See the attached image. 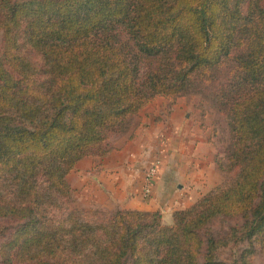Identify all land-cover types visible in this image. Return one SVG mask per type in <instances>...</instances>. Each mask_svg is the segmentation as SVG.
<instances>
[{
    "label": "trees",
    "instance_id": "trees-1",
    "mask_svg": "<svg viewBox=\"0 0 264 264\" xmlns=\"http://www.w3.org/2000/svg\"><path fill=\"white\" fill-rule=\"evenodd\" d=\"M0 33V264H226L240 244L237 264L264 258V0H0ZM191 95L230 119L228 179L170 225L80 209L77 164ZM220 220L241 223L217 237Z\"/></svg>",
    "mask_w": 264,
    "mask_h": 264
},
{
    "label": "crops",
    "instance_id": "crops-1",
    "mask_svg": "<svg viewBox=\"0 0 264 264\" xmlns=\"http://www.w3.org/2000/svg\"><path fill=\"white\" fill-rule=\"evenodd\" d=\"M151 106L134 118L127 134L111 137L107 156L84 158L69 174L80 209L160 212L172 224L175 211L191 207L228 179L218 166L230 146L221 114L203 115L193 103L179 100L157 112ZM156 157L162 161L160 178L146 199L145 174Z\"/></svg>",
    "mask_w": 264,
    "mask_h": 264
},
{
    "label": "rangeland",
    "instance_id": "rangeland-1",
    "mask_svg": "<svg viewBox=\"0 0 264 264\" xmlns=\"http://www.w3.org/2000/svg\"><path fill=\"white\" fill-rule=\"evenodd\" d=\"M0 46H2V34L0 33ZM33 61L34 62H39V58L37 56H33ZM180 102H188V103H193V105H195L200 111L201 113L204 115V113H208V110H214L217 113H219L214 106L212 105L211 102L203 100L200 96L198 95H191L188 97H184V98H179L178 99ZM178 100L173 103L172 101H169L165 98H159L158 100H156L152 106L150 108H152L155 111L152 112H157L159 110L162 109H168L171 106H174L177 104ZM221 114L222 117H220L219 115ZM218 118L220 117V120L224 123V136H225V142L230 143V147H231V126H230V119L229 117H227L226 115L219 113ZM228 149V150H229ZM229 176H227L228 178ZM76 200V199H75ZM100 212H104V213H108L111 214L109 212L106 211H101V210H97ZM164 219V217H163ZM173 222V221H172ZM3 226L5 227H9L11 228L12 226L15 225V223H11V222H2ZM164 223L167 224V222ZM240 221H225V220H220L215 222L212 225V232L215 236H224L227 233H229L230 229L232 227H236L240 224ZM170 225V224H167ZM6 241V237H3L2 235L0 236V246ZM247 248L246 244H240V245H236V246H232L229 249L226 250H222L219 253V259L223 262H225L226 264H237L239 262V256L241 254V252ZM252 264H264V258L261 256V254L257 253L255 255V257L253 258V263Z\"/></svg>",
    "mask_w": 264,
    "mask_h": 264
},
{
    "label": "built area",
    "instance_id": "built-area-1",
    "mask_svg": "<svg viewBox=\"0 0 264 264\" xmlns=\"http://www.w3.org/2000/svg\"><path fill=\"white\" fill-rule=\"evenodd\" d=\"M162 166V161L160 157H156L150 163L146 174H145V184L143 190V196L146 199H149L152 195V185L157 182L160 178V169Z\"/></svg>",
    "mask_w": 264,
    "mask_h": 264
}]
</instances>
